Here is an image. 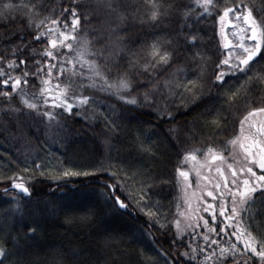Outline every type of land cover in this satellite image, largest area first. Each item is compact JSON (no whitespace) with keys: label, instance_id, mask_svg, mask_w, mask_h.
<instances>
[{"label":"trees","instance_id":"16d2710c","mask_svg":"<svg viewBox=\"0 0 264 264\" xmlns=\"http://www.w3.org/2000/svg\"><path fill=\"white\" fill-rule=\"evenodd\" d=\"M153 3L159 7L155 20L150 19ZM244 3L257 21L264 18V0ZM72 7L88 17L84 20L82 15L76 33L90 42V51L97 54L90 58L108 80L126 74L133 84L131 96L141 99L148 93L153 102L126 104L98 87H87L86 78L76 79L75 83L85 87L73 88L69 95L74 91L94 99L89 105L74 106L71 114L52 106L59 104L57 99H48L47 104L35 101L39 108L34 111L21 103L18 93H12L10 99L0 95V175L32 177L31 197L20 198L19 212L10 199L15 190L7 195L0 192V247L6 250L0 264H203L202 248L206 253L215 250L218 257L219 250L211 240L227 246V236L209 234L210 240L205 242L203 234L207 233L202 226L176 234L171 222L180 218L177 206L181 211L185 208L177 169L189 165L183 161L185 152L201 157L209 148L219 151L238 134L240 120L248 111L264 107V81L254 77V73L264 72V60L258 56L252 71L230 74L223 86L215 82L216 64L228 54L223 45L229 39L231 15L224 21L216 10L201 16L203 10L195 0H76L75 4L73 0H0V69L19 76L20 68L9 69L7 63L24 60L30 75L27 85L21 87L30 94L38 96L44 87L41 80L48 79L43 72L31 75L35 62H50L57 68L60 64L59 58L43 56L53 38L36 40V25L44 22L40 32L56 26L51 20L63 26L70 16L63 10ZM190 35L198 37L195 44L186 39ZM153 42L169 51L172 59L169 65L145 72L142 66L150 62ZM52 50L62 58L65 52L67 55L64 48ZM197 53L204 59L197 58ZM177 68L184 70L176 73L181 82L196 81L195 99L189 93L181 96L183 89L169 94L163 87ZM66 77L67 71L57 79L54 68L47 86L50 93L59 92L57 83L61 87L69 83ZM5 91L12 92L0 85V92ZM232 93L236 95L229 102L226 94ZM45 111L52 112L55 119L49 121L38 114ZM214 117L215 124L211 123ZM65 169L81 175L63 177L60 174ZM125 175L131 179L124 180ZM118 180L124 182L126 191L143 188L144 201L137 205L117 191L128 208L123 211L115 206L105 193L111 195L106 185ZM9 186L7 179L0 181V190ZM254 198L256 203L240 216L259 239L264 235V197L257 193ZM141 208H151L156 217L149 218ZM216 213L215 224L209 214L203 217L219 232L221 217L218 210ZM28 227L34 233L29 234ZM232 243H237L235 237ZM237 249L242 251V245L237 243ZM185 252L189 255H182ZM236 259L241 264L244 260L260 264L251 253ZM227 264H233L230 257Z\"/></svg>","mask_w":264,"mask_h":264},{"label":"snow or ice","instance_id":"6c2138e0","mask_svg":"<svg viewBox=\"0 0 264 264\" xmlns=\"http://www.w3.org/2000/svg\"><path fill=\"white\" fill-rule=\"evenodd\" d=\"M76 0H73L75 4ZM196 5L203 10L202 15H212V10H216L220 13L219 20L224 21L226 17L231 16L237 21H241L244 27H240L239 24L233 25L237 29L233 35L238 38V44L231 45L230 42L225 43L223 46L229 49L228 54L225 58L221 59L214 70V80L219 82L221 86L227 81L225 77L235 72H245L252 71L251 64L259 62L256 58L259 56V60H264V53H262V46H264V18L257 21L253 15L252 10L247 7L244 0H195ZM219 4H223L220 8ZM111 7V4L108 5ZM6 8H11V5H5ZM152 12L150 14V19L155 20L159 14V7L155 3L152 5ZM64 12L70 13V16L64 20L63 29L60 30L59 27L46 28L45 31L40 32L39 29L43 25V21H40L37 25V34L35 39L39 40L42 37H49L55 31L57 34V39H49V48L43 51V56L49 58L50 60L60 59L59 67L56 64L46 62L41 64L36 61L35 71L31 73L33 77L44 73L48 79L41 80V84L44 85L40 89V94H30L25 88L21 87V84L27 85L30 73L25 70L26 63L24 60H20L19 64L15 60L9 61L7 67L9 69L20 68L21 75L11 76L0 69V85L5 87H10L12 92H0V95L5 98H11L12 93H18L21 96V103L31 110H38L39 105L38 100H43L45 104L48 103L46 94L51 92V89L47 87L51 83L53 69H57V79L64 75L67 71L66 79L69 83H66L63 87L59 83L56 84V88L59 90L58 97L60 103L53 104V107H61L69 114L72 113L73 107H81L89 105L90 98L83 94H77L74 91L69 95L70 90L73 88H84L85 85L75 83L77 77L84 78L87 75L89 81L87 87L89 88H99L101 91H110L112 95L117 96L126 104L137 105L141 102L145 105L151 104L153 101L150 99L148 93H144L141 99L135 96H131V90L133 84L130 79L127 78L126 74L120 75L118 80L109 81L107 76L104 75L100 66L95 62V60L88 59L89 56L97 55L90 51L89 41L87 39H82L77 41L78 26L81 21L82 13L77 11V7H72L71 9H64ZM188 13H185L187 16ZM200 18V17H197ZM83 19L87 20L88 17L83 15ZM57 20H51L52 25H57ZM189 43L195 44L198 37L196 35H190L186 37ZM245 40L250 43L246 46ZM78 42L79 47L73 48V43ZM64 48L74 53L72 58L61 57L59 52L54 53L52 49ZM149 57L150 62L142 66L143 71L148 72L150 69L155 70L157 65L165 66L169 65L172 59V54L166 49H162L156 42H153L150 46ZM236 50L238 54L233 52ZM197 58L203 60L204 58L197 53ZM2 59V58H0ZM65 64L68 68L65 69ZM79 64L80 68H86L87 74L83 71H79L76 65ZM203 69V65H202ZM227 69V70H225ZM182 68H177L173 74L171 80H166L163 82V87L169 92V94H175V89H183L180 93L183 96L185 93L191 94L193 99H195L196 92L194 89L198 90L196 81L186 80V82H181L176 73H183ZM7 77V78H4ZM254 77L257 81H264V72L254 73ZM249 80L253 77H249ZM97 81L100 83L97 84ZM157 89H153L155 91ZM127 93V95H121V93ZM235 93L231 95L226 94V98L229 102L233 101ZM71 101V102H69ZM47 117L49 121L55 119L52 112L45 111L39 113ZM80 115V112L76 113ZM164 115L165 113H160ZM167 115H171L167 113ZM261 115L264 116V107L253 108L247 112V114L240 120V130L237 135L232 139L225 141L223 148L219 151L209 148L205 153L206 159L205 163L201 164L197 160L194 152H185L183 155V161L190 164V170L185 171L182 168L177 169V176L180 178L178 181L181 183V190L184 192V205L187 211H181L180 206H177V215L180 218L175 219L171 223L176 229L177 236L181 235L189 228H200L201 226L205 229L203 234V240L205 242L210 240L209 234L224 235L228 237L227 246H224L220 240L212 239L211 244L216 245L219 250V256L217 257L216 251L213 250L210 253H206L202 248L201 251L204 253L203 264H227L229 257L232 259L233 264H241L237 260V255L246 256L251 253L252 256L257 258L260 264H264V235L261 238H257L247 227L243 225L241 220V212H249L248 205L256 203L254 195L259 193L261 197H264V120L255 121L251 118ZM215 124V117L211 121ZM247 125V127H246ZM114 127V126H113ZM147 150V149H145ZM228 152V156H224V152ZM231 160V163L228 161ZM37 168L40 165H36ZM254 167L260 170L261 174H257L254 171ZM202 170L207 173H215L214 177L208 174L202 175ZM23 171L27 172L28 169ZM195 174L196 189L192 190V182L190 180V174ZM85 175L87 173H84ZM43 175V173H41ZM63 177L77 176L81 175L79 172L72 171L71 169H65L60 174ZM115 177L116 174L112 173ZM58 177H53L56 179ZM7 179L10 183L9 188L0 190L3 194L7 195L10 191L15 190L16 195L10 197L13 201L14 210L19 212L21 209L20 198H30L31 190L29 184L32 177H24L18 174H13L11 177H4L0 175V181ZM131 179L127 175L124 176V180ZM203 182V184H202ZM209 185L213 190H207ZM108 193L105 195L109 196V199L114 201V205L121 209H126L128 205L121 199L120 195H116L117 191H120L122 195H125L127 199L132 200L137 205H140L144 201L146 192L143 188L137 189L135 192L126 191L125 184L123 181L118 180L116 184H107ZM211 198L213 201L219 202V216L221 217L220 231H216V227H209V222L203 216L198 215V213L203 210L208 213L213 221L216 222L217 213L213 204H209L205 201L204 196ZM230 201V207L227 202ZM141 211L145 212L149 218L156 217L151 208L145 209L141 208ZM157 222L159 218L157 217ZM160 227H165L164 224H160ZM231 229V231H228ZM35 229L28 227V233H34ZM191 235V233H189ZM235 237L237 243L242 245V251L237 249V243H232V238ZM192 253H195L196 249L190 248ZM6 254V250L0 247V258H3ZM184 256H188L189 253H182ZM216 258L215 260L213 258ZM195 259V255L191 257ZM243 264H248L247 260L243 261Z\"/></svg>","mask_w":264,"mask_h":264},{"label":"rangeland","instance_id":"374dc122","mask_svg":"<svg viewBox=\"0 0 264 264\" xmlns=\"http://www.w3.org/2000/svg\"><path fill=\"white\" fill-rule=\"evenodd\" d=\"M230 15H231V14H230ZM228 24H229V27H228V36H229V37H228V38H229V39H228V42H230V46H231V45H236V44H238L239 41H238V38H237L235 35H233V33H235V32L237 31V29L234 28L233 25H237V24H239L240 27H244V25H243V23H242L241 21H237V20L234 19L232 16L230 17V20H228ZM57 27H59L60 30H64V29H63V26H62V25H59V24H57L53 29H55V28H57ZM75 35L77 36V41H80V40L84 39V38L78 36L77 33H75ZM49 37H52L53 39H57V38H58V37H57V34H56L55 31H54L53 34H52L51 36H49ZM228 42H227V43H228ZM244 42H245L246 46L250 43V42L247 41V40H245ZM78 47H79L78 42L73 43V48H74V49H75V48H78ZM66 51H67V55H68V56L66 55V52H65V56H66L67 58H72L73 55H74V53L69 52V50H67V49H66ZM228 51H229V49H228ZM233 52H234L235 54H238V53L236 52L235 49H233ZM90 57H91V56H89L88 59L92 60ZM76 68H77V70H79V71H83V72H85V74H87V69H86V68L81 69L79 64L76 65ZM84 78L87 79V75H85ZM76 79H80V80H81V78H79V77H77ZM86 79H84V80H86ZM87 80H88V79H87ZM88 83H89V81H88ZM99 83H100V82L97 81V84H99ZM103 92H104L105 94L112 95L110 91H103ZM58 94H59V92L48 93V94H46V98H47V99H53V100H54V99H57V101H59L58 103H60V99L57 98V97H58ZM121 95H125V94H121ZM112 96H115V95H112ZM251 119H252V120H255V121L264 120V116L257 115V116H255V117H253V118H251ZM246 127H247V125H246ZM239 130H240V125H239ZM239 130H238V133H239ZM206 152H207V151H206ZM206 152H205V153H206ZM224 156L227 157V156H228V153L225 154ZM196 157H197V160L199 161V163H201V164L205 163L206 159H208V158L205 156V154H203L201 157L196 155ZM228 162L231 163V160H229ZM183 170H185V171H189V170H190V164H189V165H186V166L183 168ZM254 171H256L258 175L261 174V173H260V170H259L258 168H255V167H254ZM203 174H208V175L210 176V178L215 176V173H214V172H212V173H207V172H205L204 170H202V175H203ZM190 180H191V182H192V190H197V189H196V180H195V174H194V173H191V174H190ZM202 184H203V182H202ZM207 190H213V189H212V187L209 185V187H208ZM197 191H199V190H197ZM183 194H184V192H183ZM204 199H205V201H206L207 203H209V204H213L214 207H215V211L218 210V214H219V203H218V209H217V205H216V203H217L218 201H213L211 198L207 197L206 195L204 196ZM227 204H228V206L230 207V201H228ZM184 211H187L186 207L184 208ZM204 214H205V212H204L203 210H201V211L198 213V215H201V216H203ZM207 214H208V213H207ZM204 217H205V215H204Z\"/></svg>","mask_w":264,"mask_h":264},{"label":"water","instance_id":"95a60500","mask_svg":"<svg viewBox=\"0 0 264 264\" xmlns=\"http://www.w3.org/2000/svg\"><path fill=\"white\" fill-rule=\"evenodd\" d=\"M10 187V186H9ZM8 187V188H9ZM122 199V198H121ZM123 200V199H122ZM126 203V202H125ZM127 204V203H126ZM118 207V206H117ZM119 208V207H118ZM128 208V207H127ZM127 208L126 209H121V208H119L120 210H123V211H125V210H127Z\"/></svg>","mask_w":264,"mask_h":264}]
</instances>
